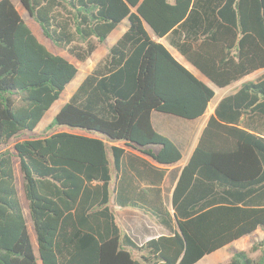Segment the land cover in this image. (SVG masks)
I'll list each match as a JSON object with an SVG mask.
<instances>
[{
	"label": "trees",
	"instance_id": "1",
	"mask_svg": "<svg viewBox=\"0 0 264 264\" xmlns=\"http://www.w3.org/2000/svg\"><path fill=\"white\" fill-rule=\"evenodd\" d=\"M19 2L46 39L80 62L90 59L125 19L130 26L47 126L52 134L3 149L37 129L79 69L38 40L11 0H0V264H198L264 231V133L240 127L245 114L264 120V77L224 98L209 119L174 193L178 229L173 235L139 245L121 227L111 204L126 147L163 165L182 158L180 149L156 131L152 114L195 120L215 96L152 38L147 26L163 38L196 19V8L214 6L206 14L208 31L214 32L200 49H215L220 26L234 29V40L240 38L226 47L237 45L238 67L220 82L212 65L230 53L187 58L226 86L264 68V0H226L224 5L221 0ZM119 142L124 146L115 145ZM15 159L37 250L18 195ZM206 182L222 193L221 205L190 201V192ZM181 199L193 205H178ZM258 248L259 258L228 248L227 264H264V239L252 249Z\"/></svg>",
	"mask_w": 264,
	"mask_h": 264
},
{
	"label": "crops",
	"instance_id": "2",
	"mask_svg": "<svg viewBox=\"0 0 264 264\" xmlns=\"http://www.w3.org/2000/svg\"><path fill=\"white\" fill-rule=\"evenodd\" d=\"M174 2V0H170ZM222 5L226 0H221ZM214 6H201L196 8V19L190 22H184L178 25L173 32L171 31L163 38H159L154 31L147 26V30L154 40L164 44L172 55L188 70H190L199 80L203 81L215 92L213 100L210 102L207 112L198 119L187 120L178 116L154 112L152 114V122L157 132L170 139L181 151V160L174 165H163L157 163L150 156L126 147V152L121 160V170L113 181L114 194L111 204L113 205L119 224L139 245L145 242L161 237L171 236L178 229L177 219L174 209V193L182 176L185 167L190 162L196 148L198 147L200 138L207 126L209 119L215 114L219 103L226 97L236 94L245 83L256 82L264 77V68L256 70L250 74L242 76L237 80H233L226 86L219 85L211 80L201 70H199L191 61L189 56L203 55H227L229 58L222 61L217 60L213 66V71L219 81L226 79L228 72H234L238 67L239 58L237 41H235V30L231 31L224 26H220L218 39L214 43L213 51H201L200 47L204 38L212 35L208 31L207 12H212ZM215 29L219 26V19L213 18ZM130 23L125 19L109 36L107 41L111 40L107 45L102 56H106L108 48L113 46L119 38L128 31ZM116 36L112 37L114 34ZM113 38V39H112ZM235 41V42H234ZM236 43L235 47L230 50L226 46ZM101 58V59H102ZM94 62L92 70L101 60ZM91 70V72H92ZM244 129L256 130L264 129V120L259 117H252L245 114L241 118V126ZM117 146H124V143H116ZM201 187L193 189L190 194V201L204 205L210 202V205H221V196L219 191L213 187L212 183H203ZM138 205L140 208L133 207ZM178 205H193L181 199ZM196 205V204H195ZM258 232V231H257ZM249 237H243L236 240L231 245L215 252L217 254L228 253V248L237 247V245L246 242ZM240 245V246H241ZM37 250V248L35 247ZM227 253H225L227 258ZM230 256V255H229ZM232 256V255H231ZM230 256V257H231ZM229 259V258H228Z\"/></svg>",
	"mask_w": 264,
	"mask_h": 264
},
{
	"label": "rangeland",
	"instance_id": "3",
	"mask_svg": "<svg viewBox=\"0 0 264 264\" xmlns=\"http://www.w3.org/2000/svg\"><path fill=\"white\" fill-rule=\"evenodd\" d=\"M11 1L16 5L17 9L20 11L21 15L26 20L28 25L31 27L34 34L38 38V40L42 44H44L51 52L64 56L65 58L70 60L72 63H74L79 69V72H78L76 79L66 88V90L62 94L60 100H58L52 106V108L45 115L43 121L37 127V129L34 132L22 133L19 137L14 138L9 143V145L7 147L3 148V149L9 148V149L13 150L14 145L19 141L30 139L32 137L48 136V135L53 133V131L47 132V130H46L47 126L50 124V122L53 120V118L56 116V114L59 112V110L62 108V106L69 100L72 93L77 89V87L84 80V78L91 72L92 67L94 66V62L97 61L98 59L102 58V56L106 50V47L110 43L111 40L106 41L104 44H99L98 50L95 52V54L90 59H88L85 62H80L77 59H75L74 57H72L68 53L67 50L60 49V48L56 47L53 43H51L48 39H46L44 37L42 30H41L40 26L38 25V23H36L33 19H31V17L28 15L26 10L20 4L19 0H11ZM116 35H117V33L114 34L112 37H114ZM70 130L71 129H68V128L58 129V131H70ZM71 131L76 132V133H89L85 130H80V129H74ZM259 131L264 133V129H259ZM94 135L102 137L101 134L96 133ZM14 168H15V172H16V182H17L18 195H19L21 204L23 206L27 225H28L29 231L31 233L32 239L34 241L35 247L38 248L34 224H33V221H32L31 215H30L29 203H28V200L25 196V191H24V187H23V175H22L21 170H20L18 159L14 160ZM263 239H264V231L259 230L257 232V236L249 237L248 239H246V242L242 243V245L241 244L237 245V247H239L237 249L247 251L248 254L252 258H259L262 254V250H260V248L253 250L252 248H253L254 244H257L258 242L262 241ZM223 253L224 254H221V252H220V254L213 253L211 255H208L205 258H203L198 264H227V263H229V261L232 257L231 253L230 252L227 253L225 251ZM225 253H227V255H228L227 258H226Z\"/></svg>",
	"mask_w": 264,
	"mask_h": 264
}]
</instances>
